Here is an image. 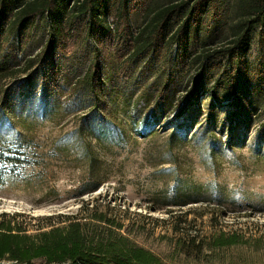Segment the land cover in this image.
<instances>
[{
	"label": "rangeland",
	"instance_id": "1",
	"mask_svg": "<svg viewBox=\"0 0 264 264\" xmlns=\"http://www.w3.org/2000/svg\"><path fill=\"white\" fill-rule=\"evenodd\" d=\"M168 1L132 3L130 17L135 29H141L151 19L153 6ZM239 12V1L230 0L215 24L207 17L201 28L194 26L188 53L201 51L203 40L209 42L208 48L216 49L231 39ZM180 20V16L176 17L174 30ZM46 36L47 19L38 20L29 44L20 52L21 67L26 58L43 47ZM114 39L108 42L110 54L104 60V74L117 79L119 103L108 118L107 126L114 132L107 139L100 137L101 117H87L90 109L84 94L69 96L68 91L63 92L59 108L50 113V100L40 78L30 84L26 75L20 74L0 84V107L6 87L19 80L23 87L17 94L18 103H29L23 114H19L21 109H14L11 115L4 116L0 147L8 140L26 136L31 139L28 160L33 163L15 167L20 179L0 185V219L16 216L34 231L57 224L84 208L89 214L96 206H109L111 214L124 224L125 233L160 255L164 264H196L195 259L180 251L182 243L192 236L210 239L222 231L264 234V103L248 125L237 126L234 143L229 144L227 114L238 108L235 103L224 102L213 118L197 110L198 105H204L192 106L189 98L177 104L178 99L189 96L196 71V67L184 62L183 47L158 45L151 63L147 58H134L122 73L121 58L129 59L133 50L126 49L122 39ZM92 50V42L84 41L72 53L73 63L62 65L66 88L67 80L85 74ZM249 60L255 71L264 64L261 28L253 38ZM217 72L216 68L207 76L205 105ZM169 74L177 83L171 96L172 115L163 123H155L152 117L144 130L143 124L130 118L138 97L149 87L153 91ZM153 130L156 133L152 134ZM93 184H98L95 191L84 192ZM176 187L200 201L176 205ZM242 253L252 254L242 247L217 254L224 259ZM215 263L230 264L224 260Z\"/></svg>",
	"mask_w": 264,
	"mask_h": 264
},
{
	"label": "trees",
	"instance_id": "2",
	"mask_svg": "<svg viewBox=\"0 0 264 264\" xmlns=\"http://www.w3.org/2000/svg\"><path fill=\"white\" fill-rule=\"evenodd\" d=\"M140 1L0 0V84L20 74L26 75L25 80L30 84L40 78L41 87L50 100V113L59 108L63 92L68 91L69 96L84 94L90 109L87 117H101L100 137L107 139L108 134L114 132L107 126V121L119 103L117 79L104 74V60L110 54L108 42L118 37L126 49L133 50L129 59L121 58L122 73H126V66L134 58H147L146 61L151 63L158 45H177L184 48V62L196 67L188 88L189 96L178 99V106L189 98L192 106L204 105L203 108L198 105L197 110L213 118L224 102L235 103L238 108L227 114L231 133L229 144L234 143L237 126L248 125L264 103V64L255 71L249 60L255 33L259 28L264 32V0H237L240 19L232 28L231 39L216 49L208 48L209 42L203 40L201 51L194 54L188 53L192 28H201L207 17L212 25L215 24L230 0H169L162 6L157 3L149 12L151 19L141 29H135L130 17L131 5ZM178 16L181 20L174 30ZM44 19H47L46 41L35 55L25 59L21 67L20 52L29 44L38 20ZM84 41L93 44L91 60L85 74L76 80H67L66 88L61 77H66L62 65L73 63L70 60L72 53ZM218 57L222 60H216ZM216 68L214 84L209 88L210 100L205 105L206 79ZM19 81L8 85L4 91L0 123L14 109H21V115L28 108V102L18 103L17 94L23 87ZM154 87L153 91L152 87L141 91L130 116L132 122L143 124L144 130L152 117L155 123H163L174 109L171 96L177 83L171 74ZM247 92L249 95L245 96ZM143 129L136 131L142 133ZM30 141L26 136H19L0 147V185L20 179L15 167L33 164L28 160ZM97 188L98 184H93L84 192ZM178 189L176 187V205L200 201L197 197L191 199L184 189ZM85 209L66 216L57 224L34 231L16 216L0 219V264H164L160 255L125 233L124 224L111 214L109 206L104 209L96 206L89 214ZM180 247L181 253L195 259L196 264H217L215 261L221 260L230 264L264 263V234L222 231L210 239L189 237ZM235 247L246 248L252 254L242 253L224 259L217 254Z\"/></svg>",
	"mask_w": 264,
	"mask_h": 264
}]
</instances>
